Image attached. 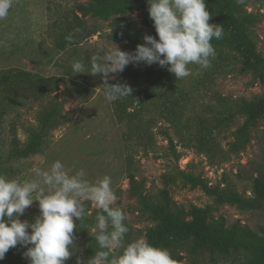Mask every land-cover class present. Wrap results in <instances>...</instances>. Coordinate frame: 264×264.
Instances as JSON below:
<instances>
[{
  "label": "rangeland",
  "instance_id": "374dc122",
  "mask_svg": "<svg viewBox=\"0 0 264 264\" xmlns=\"http://www.w3.org/2000/svg\"><path fill=\"white\" fill-rule=\"evenodd\" d=\"M90 1L16 0L0 20V175L32 179L37 169L60 160L70 174L83 170L89 182L111 177L117 196L113 207L128 217L124 243L147 241V230L159 226L151 206L162 201L188 220L194 209H209L208 223L264 237V205L242 209L186 178L226 195L254 197V181L264 173V116L251 128L245 148L237 151L232 145L246 119L237 112L238 104L264 98V70L246 69L234 46L213 44L211 67L190 65L193 75L181 80L158 63L129 64L108 82L128 85L131 95L108 102L102 77L73 73V62L80 60L90 70L92 55L115 46L134 52L144 43L132 42L127 33L158 35L148 2L105 18L83 17L77 5ZM206 7L209 23L217 24ZM237 15L256 54L264 58V0H244ZM50 111L57 124L49 126L40 151L12 158L14 145L23 147ZM140 124V130L132 129ZM132 174L141 195L132 188ZM82 203L90 213L98 210L90 201ZM39 214V201H34L20 219L31 225ZM75 223L78 227L81 221ZM94 228L89 230L95 233ZM87 244L75 229L74 246H69L73 255L65 264L86 262ZM157 248L167 249L172 258L181 256L178 264H245L255 251L243 245L197 246L193 239H173ZM26 250L6 253L0 264H29Z\"/></svg>",
  "mask_w": 264,
  "mask_h": 264
},
{
  "label": "clouds",
  "instance_id": "9594fccd",
  "mask_svg": "<svg viewBox=\"0 0 264 264\" xmlns=\"http://www.w3.org/2000/svg\"><path fill=\"white\" fill-rule=\"evenodd\" d=\"M15 2L0 0V20L8 17ZM147 2L158 39L146 34L144 43L137 45L134 52L115 46L102 55H92L90 70L80 60L72 64L75 74L102 77L108 102L131 95L128 85L108 82L129 64L158 63L181 80L193 75L190 65L207 69L215 58L212 40L223 37V28L209 23L211 14L206 0ZM66 39L71 41L70 36ZM116 200L111 177L106 175L92 183L85 178L83 170L70 174L60 160L46 170L37 169L32 179L0 175V260L11 248L21 245L27 248L23 255L29 264H65L73 255L69 246H74L75 221L82 222L87 215L82 201H90L100 210L95 216L94 228L99 250L86 262L78 260V264H175L167 249L157 248L143 238L124 243L129 232L128 217L123 210L113 207ZM34 201H39L40 214L30 225L20 217ZM116 249L122 252L113 255Z\"/></svg>",
  "mask_w": 264,
  "mask_h": 264
},
{
  "label": "trees",
  "instance_id": "16d2710c",
  "mask_svg": "<svg viewBox=\"0 0 264 264\" xmlns=\"http://www.w3.org/2000/svg\"><path fill=\"white\" fill-rule=\"evenodd\" d=\"M146 2L147 0H91L87 3H79L77 10L83 17L92 15L94 17L105 18L118 12L125 13L133 7ZM243 2L239 3L238 0H206L207 5H209L215 16L217 24L223 28V37L219 40L213 39L212 44L234 46L245 58L246 69L254 71L259 69L264 70V58L256 54L254 44L244 29L245 21L244 19H239L237 15ZM76 17L80 20L77 15ZM146 34L148 35L147 32L134 30L127 33V37L134 43H140ZM237 110L238 113H242L246 117L244 123L238 129L236 140L232 145L233 150L238 151L245 148L250 142L252 138L251 128L264 116V98L250 102L242 100L238 104ZM54 114L55 111L48 112L40 128L31 133L27 143L23 147L14 145L10 156L12 158H23L40 151L49 126L57 124L53 119ZM218 121L222 122L224 118L221 117ZM133 126H131L132 129L140 130L141 124ZM130 178L134 192L141 195L142 192L134 174ZM186 178L194 185H200L208 192L217 194L218 200L235 203L242 209L262 207L264 205V173L254 181L253 198H245L239 194L226 195L219 193L215 189L209 188L205 182L193 176L187 175ZM89 210L86 208L87 215L76 228L79 234L88 239L86 249L87 259L94 256L95 252L99 250L94 238L95 233H92L89 228L93 229L95 227V216L100 210H94L91 213ZM151 212L154 218L159 221V226L151 227L147 230V242L155 247L166 245L173 239L177 241L193 239L197 246H211L214 248L243 245L255 249L245 264H264V237H260L251 230L242 227L235 226L229 229L221 222L208 223L209 209H194L192 211V219L188 220L182 212L171 210L169 203L162 201L153 204ZM25 249L26 247L17 245L7 253L11 254ZM181 258V256L173 258L175 264H178Z\"/></svg>",
  "mask_w": 264,
  "mask_h": 264
}]
</instances>
